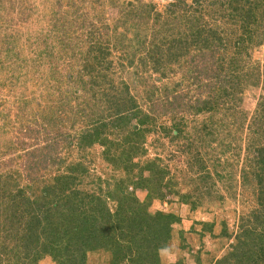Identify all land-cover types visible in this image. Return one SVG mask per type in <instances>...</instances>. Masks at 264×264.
Listing matches in <instances>:
<instances>
[{"label":"rangeland","instance_id":"obj_1","mask_svg":"<svg viewBox=\"0 0 264 264\" xmlns=\"http://www.w3.org/2000/svg\"><path fill=\"white\" fill-rule=\"evenodd\" d=\"M215 1L0 0V192L9 190L14 195L21 192L31 202L40 200L35 204L39 222H31L39 235H44L47 226L49 229L51 225L58 226L61 220L55 224L50 222L65 215L57 212L65 207H59L62 197L72 202L69 212L74 218L79 216L73 208L86 212L90 207L87 204L82 206L88 198L80 200L78 196L94 194L101 197L107 201L112 213L117 211L119 203L106 197L109 193L115 195L118 187H123L119 190L120 197L131 194L144 201L147 191L134 189L133 182L139 181L136 177L139 168L147 165L149 169L165 167L170 171L162 185L160 198L152 201L149 212L162 211L182 216V226L174 225L169 246L160 254L163 263L215 264L230 253L231 246L238 245L237 239L250 243L258 241L260 234L257 233L260 230L264 233V180L254 174L251 160L256 154L254 149L264 145V130L256 131L251 125L255 118L264 119V109L261 110L264 102V43L258 44V41H264V0H254L260 7L257 17L253 18L255 26L250 28L254 35L252 42L247 41L249 35L241 27L240 19L221 18V11L215 15L212 5ZM24 8L27 11L23 16ZM67 15H72L66 23L71 22L73 29L70 34L60 32L63 38L55 39L58 33L55 25L58 22L59 26L62 25L58 20L67 18ZM133 16L141 19L137 34L127 30L129 25L126 23ZM188 20L192 24L198 20L209 27L217 21L227 35L246 38V47H233L232 40L227 41L231 47L218 50L213 66L227 71L250 62L251 66L259 68V84L243 85L244 92L238 95L242 101L234 106V110H217L219 107H215L213 111L197 117L178 112L161 116L151 110V103L159 97L158 94L152 96L150 86L153 85L163 91L174 90L184 94L190 101L215 93L219 95L222 91L219 90L221 85L210 84L211 79L205 75L213 65L209 58L203 63L189 62L192 55L200 52L199 48L190 51L191 56L186 54L179 62H156L158 56L149 58L151 63L143 62L147 60L151 43H161L156 38L157 30L166 29L165 34L170 35L172 31L169 29L176 27L173 39L180 40L189 34L185 31L186 24L190 25ZM116 29L122 34L114 38ZM5 40H10L13 45V56L9 59H6ZM60 41L66 43L65 47L59 45ZM164 52L162 49L158 53L164 55ZM2 61L7 66L4 67ZM99 62L108 66L101 75L95 72L94 67ZM9 64H13V68H22L12 75L8 72ZM93 77H96V85L100 84V90L112 88L110 100L116 101L114 108L117 112L120 110L126 114L128 110L137 109L140 110L138 117L147 119V128L151 131L147 134V153L133 154L137 156L132 163H139L133 171L134 177L128 175L120 158H116L119 164L113 163L116 159L110 160L105 152L106 146L98 143L81 145L85 141L82 135L99 127L101 130L98 131L105 134L111 143L108 145L111 146V156H118L131 129L141 127L138 118L114 127L115 121L110 117L114 109L111 107L109 110L113 102L108 98L102 101L98 98V105L103 106L97 111L98 116H94L95 98L82 82L92 81ZM123 82L128 84V89L121 85ZM74 89L80 93L79 97L71 94ZM117 104L126 106L122 108ZM227 105L231 107L232 104ZM70 106L74 108L67 109ZM77 106H81L79 113ZM224 117L227 119L220 120ZM178 119L183 120L180 130L189 140L183 138L172 142L169 134L179 131L175 126ZM102 124L106 126L102 127ZM29 125L36 127L37 131L38 125H48L57 134L64 132L67 138L59 142L55 152L51 151L46 147L50 143L47 140L50 135L44 130L36 135H21L20 131H25L22 127ZM73 125L77 127L74 129ZM211 130L213 134H207ZM215 130L229 138L222 141L221 134ZM159 158L162 160L157 161ZM144 173V177H149V171ZM169 180L171 182L168 183ZM44 191L51 199L48 207L40 206L44 202ZM179 192L189 194L197 204L199 201V207L192 210L191 206L182 204L177 195ZM26 204L23 203L22 209ZM0 205V264H35L32 260L35 247L27 244L25 238L17 241L14 236L16 229L19 231L23 225L20 216L12 212L9 204ZM44 215H49V219ZM183 218L190 221L186 227H192L190 242L182 230ZM204 222L214 223L213 234L200 237L201 223ZM259 253L252 259L264 264V253ZM36 264L57 263L45 255ZM86 264H112V255L108 249L88 252Z\"/></svg>","mask_w":264,"mask_h":264},{"label":"trees","instance_id":"obj_2","mask_svg":"<svg viewBox=\"0 0 264 264\" xmlns=\"http://www.w3.org/2000/svg\"><path fill=\"white\" fill-rule=\"evenodd\" d=\"M217 1L219 2L216 4L215 2ZM217 1L212 3V5L214 4L213 11L215 15H218V12L221 11V18H230L233 21L235 19H240L238 21H242L241 27L244 29V32L249 35V37H247V41L252 42L254 35L252 34L250 28L255 26V24L253 23V18L255 19V17H257V11L260 7V4L258 2H255L254 0ZM218 6L220 7L219 10L216 9ZM26 11L27 10H25L24 8L22 12L23 16L26 14ZM183 12L186 13V11ZM71 16L72 15H67V18L62 17L61 20H58L62 22V25L59 26V22L56 23L55 27H58V33L55 39L58 37L59 40L62 39V34L65 32H68L70 34V31H72L73 29L72 23H66V20ZM260 22L262 21H259V23ZM128 23H126L127 25H129V28L127 29L128 32L137 34L139 32L138 30L140 29V27L137 25L141 24V19L138 20L136 16H133V18H131ZM189 23L190 25L186 24L185 26V31H187L186 33L189 34L185 35L180 40L178 38L173 39L176 33V27L169 29L172 31L170 35L165 34L167 33L166 29L157 30V32L155 33L156 38L161 43H151L150 46L152 47L148 52L149 54H147V60L144 59L143 62L146 64L151 63L152 61H150L149 58L154 59L155 56H158L155 59L156 62L162 63L166 62L167 60L179 62L180 59L183 58L186 54L190 55V51L199 48L200 52H198L196 55H190L191 57L189 62L203 63L208 58L213 62L212 68H210V70L205 73V75H207L211 79L210 84H215L216 86L217 84L221 85V87H219V90L222 89L221 93L219 94L220 96L215 93L214 95L209 97H197L194 101H190L187 99V97H185L184 94L175 93L174 90L163 91L160 90L156 85H153L150 86L151 94L153 97L158 94L157 96L159 97H157L156 100L151 103V110L154 114H159L161 116L173 115L178 112L184 115L193 114L196 115V117L203 113L213 111L212 109L215 107H219L217 110H222L221 108H223L224 111L234 110V106L236 104L239 105L240 101H242L238 97V95L244 92L243 85L247 86L249 84H252L257 86L259 84V68L255 67V65L251 66L250 62H245L243 65H241V67H237L238 69H227V71H223L213 66L216 63V58H218V50L221 49V47H231L227 45V41L232 40L233 47H240L244 45L246 38L241 35H238V37L236 38L227 35L225 28L220 23L217 24V21H215L213 23L214 25L210 27L200 24L198 20L196 21V24H192V21H190ZM114 31V36H112L114 38L118 37L117 34H122L119 33L117 29ZM60 32H62V34ZM123 37H126V35H123ZM258 37L260 38V35H258ZM261 38L263 39V37ZM233 40H235L234 44ZM5 43L7 44V46L5 47L6 59H9L13 56V45H11L10 40H5ZM263 43L264 41H258V44L260 46L263 45ZM59 45L61 47H65L66 43L63 44V41H60ZM125 45L126 44L124 43V46ZM243 47L246 46L244 45ZM65 49L66 48H64L63 51ZM162 49L165 50V52L163 53L164 55H160V53H158ZM102 54L104 53L102 52ZM50 55L51 54H49V56ZM63 55L64 57L67 56L65 54ZM2 64L4 65V67L7 66L6 62L2 61ZM94 67L96 68L95 72H99L100 75L102 74L101 72H103L104 69H108V66H102V62L94 65ZM21 68L22 67L19 66L13 68V64H9L8 72L13 75V73L19 72ZM100 75H98V78L102 79V76ZM95 78L96 77L91 78L92 81L86 82L82 80V82L86 83V85L89 87L88 90H90L92 97L95 98L93 114L97 117L99 110H101V106H103V104L98 105L99 101L107 98L110 100V96L113 94V91L112 88L107 90H100V84L96 85L97 81L95 80ZM121 85L128 89V84H125V82H123ZM125 93L128 94V90H126ZM71 94L73 96L79 97L80 93L76 89H74L72 90ZM100 96L102 97L100 98ZM226 97H228V99H226ZM111 102L113 103L109 105V110H111V107H113L114 109V112L110 114V117H112L113 121H115L114 127L120 125L121 122H124L125 124V122L129 119L136 118H138V122L141 127L138 130L135 128L131 129L129 135L124 139V146L122 145L123 149L120 151V154L118 156L113 155L114 159L111 156L110 152L111 146H108L111 143H109L108 137L105 134L98 131V129H100L99 127H94L95 129H93V131H91L90 133H84L81 138L85 141H82L84 143L81 145L93 146L98 143L103 147L106 146L105 152L107 156L110 157V160H115L117 157L119 160L120 158V160L122 161L121 163L127 171L128 175L134 177L133 171L137 169V167H139V163H132L134 162V158L137 156L133 154L135 152L142 155L147 153L145 145L147 143V134L151 133V131L147 128V119L145 117H138L140 114V110H128L126 114H122L120 110L117 112V110L114 108V104H116V101ZM228 103L232 104L231 107L230 105H227ZM117 106L124 108L126 105L117 104ZM225 106L228 108H226ZM68 108L72 110V108L74 107L70 106L67 107V109ZM77 108L79 113L81 106H77ZM263 109L264 102L261 103V110ZM233 114L234 113L232 112V116ZM226 116L228 117V115ZM182 119L175 120V126L179 129V131L169 134V137L171 135L170 141L172 142L179 141L183 138L189 140L188 137H183L182 131L180 130L183 125ZM226 119L227 118L224 117L220 120ZM98 121L100 120L98 119ZM127 124L126 126H128ZM105 126V124H102V127ZM253 126L255 127L254 130L256 131L260 128L264 130V119H262L261 117L258 119L255 118L254 123L251 125V127ZM76 127L77 125H73L74 129ZM22 128L25 129V131H20L21 135L23 136L25 134H28L29 136V133H32L33 135H36L37 133L40 134V131L42 133V130H44L46 134L50 135V137L47 138L50 143L47 144L46 147H50V150L54 152L58 149L59 142L67 138L64 132L57 134L56 132H53V127H48V125H45V127H40L38 125V131L36 127H31V125ZM215 132L218 135L221 134L220 136L222 137V141L229 138L228 135H222L223 133H221L220 131L215 130ZM207 134H213V131L211 130L207 132ZM254 150L256 154L251 160L252 168L255 170L254 174L256 176H260V178L264 180V145H259ZM161 160L162 159L159 158L157 161ZM113 163L119 164L120 161H117L116 159L115 161H113ZM149 168L150 166L147 167V165L141 166L139 168V173H137L136 175V177L139 178V181L133 182L134 189H142L147 191V197L144 201H141L137 196L131 194L125 196L126 198L120 197L121 192L119 190H123V187H118L117 192H114L115 195L109 193L106 197L107 199L117 200V202L119 203L117 211L115 213H112L110 211V208L107 206V201L103 198H98L94 194L90 196H84L82 198L81 196H78L80 200L88 198V201L86 200L85 202L84 200L85 203L82 204V206H84L85 204L90 205V207H88V210L90 211L87 210L88 212L86 211V213L84 211H81V209L75 207L73 209L76 210V215L79 217L74 218L69 212V210H71L70 208H72L69 207L72 202L67 201L65 197H62L59 200V207H65L63 210L58 209L60 211L57 210V212H59V214L64 213L65 215H61L56 219H53L50 224H55L58 220L61 221L58 226L51 225L50 229L47 226L43 236L39 235V233L36 232L35 228L32 227L31 224V222L34 224H37L36 222H39L37 221V208L35 206V204L40 201L39 199L31 202L29 199L23 197V194L21 192H18L16 195H14L12 192H9V190H3L0 192V203L2 205L9 204L12 212H14L17 216H20V220L22 221L23 225L21 229H19V231L18 228L16 229L17 232H15L14 236L17 241L24 240L25 238V240H28L26 242L27 244L33 245V248L35 247L33 253L34 257L32 259L33 263L35 264L45 255H49L57 264H86L87 253L99 249H105V251L106 249H108V251L112 255V264H124L125 262H127L128 264H165L162 262L160 254L162 251L168 248L169 243L173 237L172 233L174 231V225L180 224L181 218L174 213L157 211L156 213L152 214L149 212L152 201L160 198L159 195L162 191V185L164 184V180L170 172L165 167H159L156 169ZM145 171L150 172L149 177H144L143 174H145ZM122 182L126 184L127 181ZM169 182H171V180H169L168 183ZM48 195L46 194V192L44 193V202L43 204L41 202V207H48L51 204V199ZM177 195L180 202L184 205L191 206L192 210H196L199 207L198 205H200L199 201L198 204L192 201L189 194H181L179 192L177 193ZM119 200H122L124 203ZM26 202V208L22 209L23 203ZM1 207L2 206L0 205V209ZM43 217H47L49 219V215H44ZM201 224L203 225L201 236H204L205 234H213L214 223L204 222ZM26 225L27 227L24 228L23 226ZM257 234H260L257 238L258 241L254 240L251 243L250 241L247 242V240L245 239H237L239 241L238 245L231 246L232 250L230 251V253H228V255L224 256L222 259L216 261L215 264H259L255 259H252V257L259 252H261L259 253L260 255H263L264 233L262 232V230H260ZM238 237H241V235H238Z\"/></svg>","mask_w":264,"mask_h":264},{"label":"crops","instance_id":"obj_3","mask_svg":"<svg viewBox=\"0 0 264 264\" xmlns=\"http://www.w3.org/2000/svg\"><path fill=\"white\" fill-rule=\"evenodd\" d=\"M180 217H182V216H180ZM182 223L184 224V227H182V230L185 231L184 236H185V238L188 240V242H190V241H189V240H190V236L193 234V232H190V230H192V229H191L192 227H190V229L186 227L187 224L190 223V221H188L187 219L183 218V219H182ZM180 226H182V225L180 224ZM197 231H198V229H197ZM189 232H190V233H189ZM200 237H201V235H200ZM191 246H192V245H191ZM190 253H192V251H190ZM196 259H199V258H196Z\"/></svg>","mask_w":264,"mask_h":264}]
</instances>
